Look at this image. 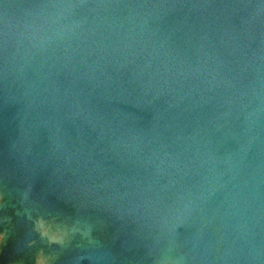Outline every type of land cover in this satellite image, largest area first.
<instances>
[{
  "label": "water",
  "instance_id": "water-1",
  "mask_svg": "<svg viewBox=\"0 0 264 264\" xmlns=\"http://www.w3.org/2000/svg\"><path fill=\"white\" fill-rule=\"evenodd\" d=\"M0 233V264H264V0H0Z\"/></svg>",
  "mask_w": 264,
  "mask_h": 264
},
{
  "label": "bare ground",
  "instance_id": "bare-ground-1",
  "mask_svg": "<svg viewBox=\"0 0 264 264\" xmlns=\"http://www.w3.org/2000/svg\"><path fill=\"white\" fill-rule=\"evenodd\" d=\"M184 190V192H185V188L186 187H188V185H180ZM238 215L240 216V217H242V215H241V212L239 211L238 212ZM147 221V218H145V219H142V220H140L139 222H138V225H141L142 223H144V222H146ZM15 235V234H14ZM22 243L21 242H18L15 238H13V237H9L5 242H4V253H5V256H4V258L2 259V262L1 263H3V260H6V259H8V263L9 264H28L29 262H30V260H31V257H30V255H28L27 253H26V251L25 252H22L23 253V255L25 256V258H23L22 260H23V262H22V260H18V258H17V256H16V253H14L13 252V248L14 247H17V245H21ZM50 261L51 260H48V259H46V258H44V260H42V264H50ZM41 262V261H40ZM52 262V261H51Z\"/></svg>",
  "mask_w": 264,
  "mask_h": 264
},
{
  "label": "snow or ice",
  "instance_id": "snow-or-ice-1",
  "mask_svg": "<svg viewBox=\"0 0 264 264\" xmlns=\"http://www.w3.org/2000/svg\"><path fill=\"white\" fill-rule=\"evenodd\" d=\"M5 237H6V233H0V241H3Z\"/></svg>",
  "mask_w": 264,
  "mask_h": 264
}]
</instances>
